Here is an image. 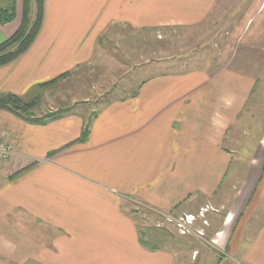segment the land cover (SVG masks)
<instances>
[{
  "label": "crops",
  "instance_id": "crops-1",
  "mask_svg": "<svg viewBox=\"0 0 264 264\" xmlns=\"http://www.w3.org/2000/svg\"><path fill=\"white\" fill-rule=\"evenodd\" d=\"M217 7L218 0H43L33 42L0 66V95L34 103L30 116L38 120L0 109V138L13 148L0 163V264H174L173 251L140 244L136 218L196 216L205 206L214 210L207 226L197 220L192 234H176L198 247L204 230V245L221 254H194L190 263L264 264V109L255 154L241 175L228 174L229 145L244 131L256 76L224 68L158 73L87 118L39 109L50 87L96 57L111 26L192 30ZM22 8L14 0L0 44L19 29Z\"/></svg>",
  "mask_w": 264,
  "mask_h": 264
},
{
  "label": "rangeland",
  "instance_id": "rangeland-1",
  "mask_svg": "<svg viewBox=\"0 0 264 264\" xmlns=\"http://www.w3.org/2000/svg\"><path fill=\"white\" fill-rule=\"evenodd\" d=\"M5 4V0H0V7ZM102 40L96 57L90 63L74 69L64 76L63 81L48 89L39 106L44 116L57 110L65 115L79 113L90 117L104 103L123 99L135 92L143 77L158 73L206 75L216 74L224 68L252 78L256 76V85L241 116L245 117L244 131L237 125L229 129L239 130V136L229 145L233 150V162L228 174L232 177L242 174L246 168L244 164H248L261 141L257 130L260 118L257 117L264 109V0H218V7L208 20L192 30L188 27H162L137 31L125 26H111ZM142 67L146 71H142ZM242 120L240 118L238 123ZM232 185H237L236 180L230 183V189ZM137 208V212L142 210L139 206ZM201 209L205 211L203 219L205 214L214 211L210 206ZM169 216L171 218H154L139 214L136 223L144 247L173 251L174 264H199V260L189 262L194 254H221L214 245H204V230L197 232L202 237L198 247H194V241L187 237H178L182 234L175 221L186 215ZM219 218L214 220L218 222ZM199 221L207 226V223ZM192 231L191 227L184 235H190ZM195 248L197 252L192 251Z\"/></svg>",
  "mask_w": 264,
  "mask_h": 264
},
{
  "label": "trees",
  "instance_id": "trees-1",
  "mask_svg": "<svg viewBox=\"0 0 264 264\" xmlns=\"http://www.w3.org/2000/svg\"><path fill=\"white\" fill-rule=\"evenodd\" d=\"M42 14L43 0H23L22 19L19 29L10 38L0 44V66L15 60L19 55L26 51L39 31ZM14 16V0H12L8 8H0V25L11 23ZM53 82L54 81L52 80V82H49L48 84ZM45 85H47V83L43 84V86ZM33 104H24L19 98L13 95H0V109L10 111L24 121H38L30 116V108ZM89 126L90 123L88 121L82 131L80 140L85 139L87 136ZM262 176L264 177V166ZM142 241L143 239H141L140 242Z\"/></svg>",
  "mask_w": 264,
  "mask_h": 264
},
{
  "label": "built area",
  "instance_id": "built-area-1",
  "mask_svg": "<svg viewBox=\"0 0 264 264\" xmlns=\"http://www.w3.org/2000/svg\"><path fill=\"white\" fill-rule=\"evenodd\" d=\"M13 156V148L10 142L5 139L0 138V163L8 162ZM205 211L202 209L198 212L196 216L186 215L184 218H180L177 222L175 221V226L177 230L182 234L188 233L190 226L197 220H201L203 224H206L204 218ZM200 233V232H199Z\"/></svg>",
  "mask_w": 264,
  "mask_h": 264
}]
</instances>
